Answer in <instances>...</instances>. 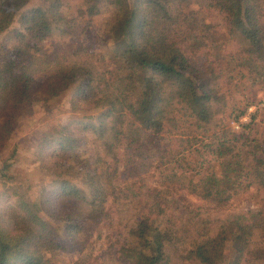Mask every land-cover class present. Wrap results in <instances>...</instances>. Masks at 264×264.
Wrapping results in <instances>:
<instances>
[{
  "label": "trees",
  "instance_id": "trees-1",
  "mask_svg": "<svg viewBox=\"0 0 264 264\" xmlns=\"http://www.w3.org/2000/svg\"><path fill=\"white\" fill-rule=\"evenodd\" d=\"M28 1L0 0V34L12 22L10 10L18 11ZM101 1L115 9L108 36L115 45V56L123 59L125 78L111 80L105 72H95L90 67L55 62L56 72L44 83L45 98L58 97L73 89L72 109L78 108L77 99L86 112H96L85 118L88 122H81L82 129H89L100 139L125 144L132 150H140L146 145L143 142L155 137L159 142L163 119L174 125L177 110L200 128L211 116L212 102L218 98L212 88L197 80L195 66L177 46L180 32L201 46L200 39L188 26L187 16L179 9L185 0H134L132 7L128 0H84L87 15L96 13ZM41 2L42 7L22 18L32 41L52 30H66L60 0ZM260 5H264V0H210L208 3V7L224 15L228 34H235L246 43L238 63L254 83L264 82V11H259ZM20 64L9 57L0 61V146L13 131L17 107L33 99L27 67ZM236 141V137H229L225 130L219 136L215 133L210 136L203 147L215 156L220 173L209 174L193 183L190 180L189 193L202 199L212 198L223 205L238 191L253 184L264 189V137L242 143L247 160L244 152L235 147ZM84 143L83 137L74 135L65 126L50 140L43 136L38 144L39 155L44 157L55 147L52 150L54 163L49 168L57 180L54 189L41 190L36 204L17 192L0 193V202L13 198V203L0 205V264H51L45 254L70 246L83 224L93 220L99 212L97 203L101 201L102 192L94 177L96 164L91 159L82 163L78 154ZM181 153L178 151L176 156ZM159 155L158 167L169 162L163 160V148ZM71 160L74 164H69ZM64 168L77 176L83 188L60 179L59 173ZM131 174L137 175L134 170ZM170 176L184 178V174L176 172H171ZM162 194L157 188L147 190L157 215H161L160 206L167 201L161 199ZM256 227L264 230V214L260 211L251 212L247 218L237 216L225 221L215 238L191 248L190 258L196 264H249L251 258H264V246L254 249L249 246ZM136 230L139 246L124 249L128 263L169 264L165 244L172 243L173 237L172 230L169 235L168 225L159 228L155 221L142 218Z\"/></svg>",
  "mask_w": 264,
  "mask_h": 264
},
{
  "label": "rangeland",
  "instance_id": "rangeland-1",
  "mask_svg": "<svg viewBox=\"0 0 264 264\" xmlns=\"http://www.w3.org/2000/svg\"><path fill=\"white\" fill-rule=\"evenodd\" d=\"M128 1L132 7L134 0ZM209 1L185 0L179 5L201 46L181 32L176 42L195 66L197 80L212 88L218 98L212 102V114L196 128L191 119L177 110L174 125L163 119L159 142L156 137L143 142L146 145L140 150L100 139L89 129H82L81 122H88L85 118L96 112H86L77 99L78 108L73 110V89L45 98L44 83L56 72L55 62L90 67L95 72H105L111 80L125 78L123 59L115 56V45L108 36L115 9L101 1L99 10L89 16L84 0H60L66 30H52L36 41L27 36L22 18L42 7L41 0H29L22 9L10 10L12 22L0 34V61L9 57L18 64L22 62L34 91L32 100L17 107L13 131L0 146V193L17 192L36 204L42 189H54L57 178L49 167L54 163L55 147L41 157L38 144L43 136L50 140L62 126L84 138L79 158L82 163L91 159L96 164L94 177L102 192L97 203L99 212L83 224L72 244L45 254L51 264H130L124 249L139 246L136 229L142 218L155 221L159 228L168 225L169 235L172 230L173 242L165 244L169 264H196L189 251L194 245L215 238L223 222L237 216L247 218L251 212L264 214V189L256 184L238 191L223 205L189 193L190 180L193 183L220 173L215 156L203 147L213 133L219 136L225 130L229 137H236L234 145L244 152L245 160L248 157L242 143L264 137V105L241 131L231 128L248 106L264 104V82L254 83L241 70L238 58L246 43L237 35L228 34L224 15L208 7ZM263 8L264 5L259 6L261 13ZM162 148L163 160L169 162L158 167ZM178 151L182 153L176 156ZM133 170L137 175L131 174ZM171 172L184 174V178H173ZM59 174L60 179L83 188L73 172L64 168ZM152 188L161 191V199L167 200L160 206L161 215L151 207L154 202L147 190ZM12 201L11 197L3 199L0 205ZM249 246H264L262 228H254ZM249 264H264V258H251Z\"/></svg>",
  "mask_w": 264,
  "mask_h": 264
},
{
  "label": "built area",
  "instance_id": "built-area-1",
  "mask_svg": "<svg viewBox=\"0 0 264 264\" xmlns=\"http://www.w3.org/2000/svg\"><path fill=\"white\" fill-rule=\"evenodd\" d=\"M264 104H259V105H250L247 107L245 112L236 120L232 123V130L234 131H241L246 125H248L251 121V118L253 115L256 114V112L261 109V107Z\"/></svg>",
  "mask_w": 264,
  "mask_h": 264
}]
</instances>
